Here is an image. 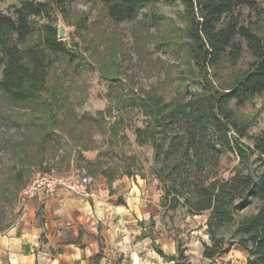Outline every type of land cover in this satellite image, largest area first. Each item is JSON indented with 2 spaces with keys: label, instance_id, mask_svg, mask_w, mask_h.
Returning a JSON list of instances; mask_svg holds the SVG:
<instances>
[{
  "label": "trees",
  "instance_id": "1",
  "mask_svg": "<svg viewBox=\"0 0 264 264\" xmlns=\"http://www.w3.org/2000/svg\"><path fill=\"white\" fill-rule=\"evenodd\" d=\"M71 1L17 0L10 11H0V95L24 109L20 122L29 132L21 146L13 147L17 155L27 152L31 144L42 156L48 147L54 152L56 146L66 145L57 131L63 121L59 111H64L63 118L75 114L65 107L66 97L50 83V74L61 58L75 65L84 58L58 36L56 20L68 14ZM100 2L115 22L134 18L146 4L183 5L189 61L187 69L180 71L175 93L166 99L153 91L140 94L130 89L114 97L115 105L138 107L146 117V124L136 126L134 135L139 145L152 147L151 171L158 181L161 207L208 214L202 256L210 264H231L227 254L238 245L246 251L242 264H264V128L249 133L250 123L231 106L232 101L243 104L264 93V0ZM244 6L255 12L258 27L243 22ZM241 40L252 59L243 71L218 80L222 63H233L242 54ZM107 111L97 110L94 119L107 132L111 145L124 141V114L107 121ZM101 164L97 160L88 172L96 176L99 171L112 180L114 169ZM125 172L134 174L129 167ZM254 199L258 200L256 210L241 214ZM153 246L175 264H191L181 240L176 253H166L154 240ZM100 258L101 253L95 254L94 263L100 264Z\"/></svg>",
  "mask_w": 264,
  "mask_h": 264
},
{
  "label": "rangeland",
  "instance_id": "2",
  "mask_svg": "<svg viewBox=\"0 0 264 264\" xmlns=\"http://www.w3.org/2000/svg\"><path fill=\"white\" fill-rule=\"evenodd\" d=\"M16 2L0 0V11H10ZM241 12L244 23L258 27L260 20L253 10L244 6ZM182 15L180 2H157L141 7L132 19L115 22L107 17L100 0L71 1L68 14L62 17L67 27L62 39L84 58H78L79 65L61 58L50 74V83L58 86L66 97L65 107L75 114L63 118L64 111H59L63 121L57 131L66 145L56 146L54 152L48 147L42 156L31 144L27 152L22 150L17 155L13 147L21 146L29 133L20 122L19 114L24 109L0 95V232L20 218L18 191L37 170L50 169L57 173L79 170L95 177L88 168H95L94 163L101 160L103 168L114 169V176H131L125 172L129 167L134 174L143 175L148 181L153 179L152 147L139 145L134 135V128L145 125L146 117L138 107L115 105L114 97L130 89L140 94L153 91L166 99L175 93L180 71L187 69L189 61ZM241 41L242 54L233 63H222L218 80L243 71L252 59L245 41ZM231 106L240 118L250 123L249 133L255 134L264 128V93L255 94L243 104L232 101ZM97 110L110 111L105 116L107 121L124 114L123 131L127 135L124 141L109 143L107 132L94 119ZM2 111L10 112L11 116ZM94 148H97L96 158L90 161L84 152ZM130 155H134V160ZM257 205L258 200L254 199L241 214L255 211ZM161 210L162 231L181 240L191 264H210L201 251V241L208 240L205 232L208 214H188L183 207L176 210L162 207ZM227 257L231 264H242L246 251L234 245Z\"/></svg>",
  "mask_w": 264,
  "mask_h": 264
},
{
  "label": "crops",
  "instance_id": "3",
  "mask_svg": "<svg viewBox=\"0 0 264 264\" xmlns=\"http://www.w3.org/2000/svg\"><path fill=\"white\" fill-rule=\"evenodd\" d=\"M97 148L84 155L94 161ZM91 194L59 188L39 192L20 218L0 232V264H175L156 251L176 253L177 239L161 224L160 189L155 177L123 174L91 177ZM202 251V248H201Z\"/></svg>",
  "mask_w": 264,
  "mask_h": 264
},
{
  "label": "built area",
  "instance_id": "4",
  "mask_svg": "<svg viewBox=\"0 0 264 264\" xmlns=\"http://www.w3.org/2000/svg\"><path fill=\"white\" fill-rule=\"evenodd\" d=\"M91 176L79 170L57 173L53 170H37L18 191V206L23 209L26 202L39 192L52 193L59 188L66 189L82 197L91 194Z\"/></svg>",
  "mask_w": 264,
  "mask_h": 264
},
{
  "label": "water",
  "instance_id": "5",
  "mask_svg": "<svg viewBox=\"0 0 264 264\" xmlns=\"http://www.w3.org/2000/svg\"><path fill=\"white\" fill-rule=\"evenodd\" d=\"M67 32V27L66 25L64 24L63 20L61 17H59L58 19V36L60 38H63L64 35L66 34Z\"/></svg>",
  "mask_w": 264,
  "mask_h": 264
}]
</instances>
